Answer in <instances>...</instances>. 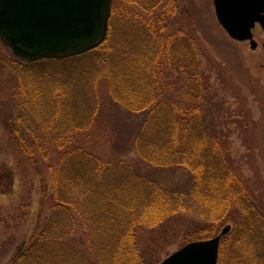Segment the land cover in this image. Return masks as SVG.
I'll return each instance as SVG.
<instances>
[{
    "label": "trees",
    "instance_id": "obj_1",
    "mask_svg": "<svg viewBox=\"0 0 264 264\" xmlns=\"http://www.w3.org/2000/svg\"><path fill=\"white\" fill-rule=\"evenodd\" d=\"M177 4V0H113L110 26L117 18L125 24H140L147 31L146 44L152 53L144 61L134 60L132 54H128L130 50L127 45L119 47L115 41L107 43L111 30L106 40L95 50L72 58L33 63L17 58L0 41V53H4L6 56L2 55L22 69L86 57L99 52L103 46V62L108 64L107 67L115 66L122 57L132 58L129 60L130 69H119L117 76L111 77L114 90L108 87V92L99 96L96 91L89 94L94 101L92 108L87 107V115L89 120L93 115L95 119L100 108L111 103L127 115L136 116L131 125L125 128L126 147L122 149L123 154L134 152L137 162H128L124 157L108 159L76 146L73 138L67 137L68 133L71 134L79 127L72 126L68 128V133L63 134L56 133L55 127L46 128L50 122L59 120L54 116L56 105L62 107L67 104L70 109V104L77 106L76 101L71 103L74 96L71 97L64 90L55 96L49 90L52 96L46 95L44 98L43 91L47 93V89L40 88L45 84L42 80L26 91L22 90L21 102L16 106L18 116L9 118L11 123H4L6 127L9 126L12 149L21 158L27 171L28 168L31 170L30 183L34 186L38 182L41 191L45 192L53 218L50 223L36 229L31 243L10 264H57L51 263L53 259L49 256L43 255L39 263L32 262L39 248L51 244L53 250L48 247L46 252H53L62 258L63 261L58 264L77 263H68L66 258L58 255L64 254L61 250L66 245L69 252L81 253L85 257L88 254L85 249L96 245L100 248L95 252L99 264L107 256L108 264L113 261L117 264H146V257L155 253L160 243L156 245L155 240L145 246L148 250H144L141 246L142 236L153 238L155 235L152 234L165 221L167 225L172 222V217L177 220L181 212L192 206L204 212L199 228H208L207 236L199 238L215 237L220 224L234 222V231L227 235L233 236L236 244L241 247L257 249L256 245L260 242L251 235L258 225L264 230V209L258 208L250 187L240 179L233 163L223 155L224 147L219 139L218 127L214 117L210 118L209 111L210 106L216 107L217 111L219 102L214 103L208 78L200 71L195 52L201 49L197 45L194 51L196 47L192 46L193 42L200 43L194 36L188 40L191 35L182 28L168 32L169 20L179 14ZM130 5H137L144 10L149 19L143 22L134 16L129 9ZM155 13L160 15L157 20H154ZM166 42L170 45L169 52ZM171 51L181 52L180 57ZM160 57L168 68L183 73L194 84L198 82L196 88L192 87L198 96L197 100L192 101L189 96V104L183 109L174 106L169 97L164 96V88L159 85L158 79L162 73ZM67 88L69 91V86ZM62 115L69 121L74 116L69 110ZM44 130H52L54 138L46 135ZM139 163L148 169H184L189 173V178L180 186L167 188L150 172L138 171ZM109 174H112L113 180L108 179ZM118 174L122 178L116 181ZM45 177L52 183L51 191ZM123 179L126 181L121 183ZM60 190L72 192L73 197L78 194L82 196L84 210L86 207L88 210L76 216V204L61 196ZM41 200L44 206L43 197ZM226 211L230 217L225 218ZM232 213L239 219L231 216ZM57 230L59 233H56Z\"/></svg>",
    "mask_w": 264,
    "mask_h": 264
},
{
    "label": "rangeland",
    "instance_id": "obj_2",
    "mask_svg": "<svg viewBox=\"0 0 264 264\" xmlns=\"http://www.w3.org/2000/svg\"><path fill=\"white\" fill-rule=\"evenodd\" d=\"M177 2L179 14L169 20L168 32L182 28L191 35L188 40L194 36L200 43L199 45L193 42L192 46L196 47L193 48L194 51L197 45L201 49L195 52L200 71L208 78L214 103L219 102L217 111L213 106H210L209 111L210 118L214 117L213 120L218 127L219 139L224 147L223 155L233 163L240 179L250 187L258 208L264 209V50L262 48L264 34L259 29L254 30V39L258 47L253 50L248 42H236L228 37L216 20L213 0H177ZM129 9L143 22L149 19L148 14L137 5H130ZM159 17L158 13L154 14V20ZM109 32L111 34L108 35L107 43L112 44L115 41L119 47L127 45L130 50L128 54H132L134 60L144 61L146 57L151 56L150 46L146 44L148 33L140 24H125L116 18ZM174 36L181 37L180 34ZM166 46L169 52V43L166 42ZM103 48L104 46L99 52L86 57L66 62L46 63L41 66L38 64L25 69L10 62L4 53L2 54L5 56L0 53V264H10L31 243L36 229L50 223L53 218L48 209L45 192L41 191L38 182L34 186L32 182L30 183L31 170L28 168L27 171L21 158L16 156L10 144L9 126L6 127L4 123H11L9 118L18 116L16 106L21 102L22 90L26 91L27 88L33 87L42 80L45 84L40 88L47 89V93L43 91L44 98L46 95L52 96L49 90H52L50 92L55 96L60 95L59 93L63 90L67 91L68 95L74 96L71 103L76 101L77 106L70 104L68 105L71 106L70 109L67 104L62 107L56 105L54 116L59 120L50 122V126L46 128L55 127L56 133L63 134L68 133V128L72 126L79 127L71 134H67V137L73 138L76 146L89 149L108 159L124 157V160L128 162H137V155L134 152L123 154L122 149L126 147L125 128L136 119L134 114H131L134 117L132 118L124 110L118 109L115 104L107 103L100 108V113L95 116V119L93 115L89 120L87 115V107H91L94 101L89 94L96 91L99 96L108 92L109 88L114 90L111 77L117 76L119 69H130L129 60H133L122 57L115 66L107 67L108 64L103 62L105 53ZM170 53L180 57L181 52L171 51ZM161 69L159 85L162 89L164 88V96L169 97L174 106L183 109L189 104V96L192 101L197 100L196 91H192V87H197V81L194 84L183 73H177L173 71L174 69L168 68L164 62L161 64ZM68 110L74 115V120L69 121L65 115H62ZM44 131L46 135L54 138L52 130ZM137 167L138 171L150 172L161 185L167 188L180 186L189 178V173L180 168L148 169L142 163H139ZM111 175H107L109 180H113ZM126 176L128 175H124ZM116 178L117 181L122 177L118 174ZM125 181L123 179L121 183ZM45 182L48 183L51 191L52 183L48 177H45ZM60 191L61 196L76 204V216L88 210V207L84 210L82 196L78 194L73 197L72 192ZM42 197L44 206H42ZM228 211L225 212L227 215L225 218L230 217ZM203 214L204 212L197 206L188 207L179 214L177 220L172 217V222H168L167 225L165 221L161 228L152 234L155 235L153 238L148 235L142 236L141 246L144 250H148L145 246L151 245L155 240L156 245L160 243L155 253L146 257L148 259L146 264H158L189 243L213 238L214 236L203 238L207 236L208 229L199 228L202 225L200 220ZM230 215L239 219L236 214ZM82 217L89 216L82 215ZM220 225L216 236L226 227L231 229V233L235 229L234 222H225ZM56 233H59V230ZM76 235L78 236L77 233ZM201 236L203 239L199 238ZM251 237H256L257 241L262 243L256 245V250L237 245L233 236H224L220 243L218 264H264V230L260 225L253 231ZM95 246L85 249L88 253L86 257L81 253L69 252L67 245L62 247L65 250H61L64 254L58 255L66 258L68 263L74 261L77 262L75 264H99L95 252L100 248ZM48 247L53 250V244L46 248L44 245L37 250L32 262L39 263L42 255L52 258L51 263L58 264L63 261L53 252H46ZM69 257H73V260ZM107 259L108 256L105 260L102 259L104 262L100 264H108ZM153 259L157 262L155 263ZM112 264L117 262L113 261Z\"/></svg>",
    "mask_w": 264,
    "mask_h": 264
},
{
    "label": "water",
    "instance_id": "obj_3",
    "mask_svg": "<svg viewBox=\"0 0 264 264\" xmlns=\"http://www.w3.org/2000/svg\"><path fill=\"white\" fill-rule=\"evenodd\" d=\"M113 0H0V40L26 62L65 59L99 47L109 29ZM218 24L230 39L249 41L264 30V0H213ZM264 49V44H263ZM224 228L212 239L189 243L159 264H217Z\"/></svg>",
    "mask_w": 264,
    "mask_h": 264
},
{
    "label": "flooded vegetation",
    "instance_id": "obj_4",
    "mask_svg": "<svg viewBox=\"0 0 264 264\" xmlns=\"http://www.w3.org/2000/svg\"><path fill=\"white\" fill-rule=\"evenodd\" d=\"M262 17H264V13H262ZM255 29H259L264 34V30L261 28V26L259 24L255 25V28L253 29V32H254ZM253 37H254V33H253ZM263 43H264V41L262 42V45H263Z\"/></svg>",
    "mask_w": 264,
    "mask_h": 264
}]
</instances>
